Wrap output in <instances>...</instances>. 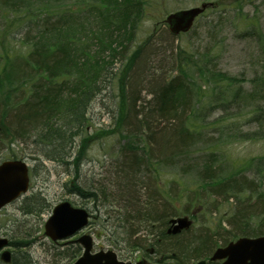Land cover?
Wrapping results in <instances>:
<instances>
[{
	"label": "rangeland",
	"instance_id": "1",
	"mask_svg": "<svg viewBox=\"0 0 264 264\" xmlns=\"http://www.w3.org/2000/svg\"><path fill=\"white\" fill-rule=\"evenodd\" d=\"M209 1L217 0H145L144 19L137 28L132 45V48L142 45L145 39L157 30L159 37L156 36L155 40L159 39L160 42L150 47L151 50L159 54L165 53V57L175 54L179 48L191 49L198 54L208 53L210 56L207 59L210 63H214L216 70H221L238 80L234 86L229 87L230 91L239 92L236 106H227L224 112L219 106L221 103L214 102L206 112L208 121L212 122L214 127H218L221 123L226 125L225 137L220 138V144L217 143L219 147L209 148L212 151H218L216 161H210L207 146L201 144V142L211 143L218 139L219 135L215 131L218 129L210 128L205 130L198 143L194 144L192 151L195 148L196 151L183 156L180 164L164 167L149 175L141 171V174H146L153 179L152 193H154L155 204L158 206L171 205L172 212L174 211L175 214L182 212L186 206L192 210L197 202L203 204V211H199L193 227L182 238L186 243L189 239L198 238L202 233L215 237L213 234L215 231L228 227L226 221H230L234 214H241L242 211L245 215L248 214L246 219L252 221L249 229H256L258 222H264L262 221L264 218V170H262L264 167V119H253L255 116H250L251 113H249V108L258 102L264 109V0L242 1L239 4L240 12L233 10V6L221 5L200 15L189 33L178 34L177 39L170 34L164 35L167 28L163 22L167 14L198 7L202 2ZM81 2V0H14V4L9 7L0 1V78L4 72H6L4 77L9 76L12 67L18 66L12 72L15 75L10 74L15 81L10 84L2 82L0 111L8 114L6 120L15 115L13 107L27 102L29 88L39 81L38 75L42 73L37 70L34 63L30 64L27 60L28 55L35 48L34 43L42 38L50 40L48 29L52 24H70V28L75 29L79 22L72 18L71 11L74 8L77 9ZM73 14L75 16L76 12ZM254 16L260 24L258 34L260 42L254 39L255 36L244 35L245 32H249L243 30L244 25L238 28L240 20ZM245 26L248 27V25ZM77 36H79L78 32ZM76 54L78 57L81 55L78 49ZM191 56L192 54L184 53L182 60L190 61L191 64H194V61L196 64L200 63V59L195 58L198 55H194L193 58ZM156 59L160 60V56L157 55ZM138 62L129 71L130 77L126 82L125 92L128 99L133 97L139 88L141 93L137 107L129 112L130 118L126 125L119 132L118 127H115L117 118L112 116L120 100V90L116 85V79L124 68L123 62L122 66H114L115 87L104 90L91 103L88 113L90 121H87L88 126L91 125V127L87 133L89 136L84 137H86L85 140L91 136L93 138L83 147L80 137L74 139L73 157L67 158L71 164L62 163L58 157L52 160L46 158L44 153L31 143L32 140L27 138L16 142L18 144L4 143L0 147V162L22 159L29 167L28 192L0 209V233L12 242L9 250L15 256V260L20 261L24 257L28 259L29 264H72L75 258L71 257L77 245L68 242L71 238L52 242L43 231L44 223L51 215L54 205L65 200L74 207L88 209L92 215L85 230L78 232L72 238H77L80 234L89 231L94 241L92 251L112 249L120 260L127 261L132 260L137 254L144 255L145 249L150 244L131 249L128 245L132 239L124 231V227L127 228L129 222L125 220V216L123 219L120 217L126 212L125 209L130 211L135 201L145 202L150 197L145 190L140 189L138 183L126 185L119 179L122 169L124 170L125 164L129 162L130 151L127 148L138 146L137 152L144 153V150L140 148L145 140L133 139L132 135L130 136L133 133L129 125L134 126L132 123H136L143 115L142 111L152 99V96L145 91L153 86L148 83V80L143 81L137 75L141 61ZM9 65L11 66L8 67ZM208 78L212 86L203 84L202 91L204 87H207L209 94L205 95L199 104L204 108L207 107L206 101L217 98L216 94L219 92L209 75ZM258 81L261 82L255 90L263 94L258 95L254 102L247 104L245 98H242V103L241 92L243 97H246V91ZM158 86L159 84L157 88ZM9 90L13 91L8 92ZM18 92L22 96L13 105L6 97L8 93ZM121 98H123L122 95ZM196 102L197 100L194 99L193 104H197ZM144 111V114L148 115L150 110ZM248 117L251 118L247 120ZM155 120L154 126L161 128L158 132L163 129L174 130L175 118ZM115 128L118 131L113 133ZM105 130L108 135L98 134ZM29 132L23 131L24 134ZM220 133L223 134V132ZM26 135L24 136L27 137ZM76 159L77 161L74 162ZM209 165H226L227 172L222 176L224 179L235 176L237 187L229 191L230 195L227 193L224 196H211L208 191L202 189L206 185L197 178ZM142 181L144 185H149L145 178ZM245 181L255 184L259 197L250 196V192L244 190ZM75 185L83 189L84 194L92 191L96 199L84 198L74 189ZM70 189H74V192ZM239 190L242 191L238 193ZM139 205L142 206V204ZM158 210L162 213L165 209ZM250 212H252L251 215H249ZM215 245L219 246V243ZM79 251L78 255L82 253L81 247ZM155 257L149 258L150 264H164L154 260ZM166 262L191 264L178 260L176 263L170 258L166 259ZM195 263V261L192 262V264Z\"/></svg>",
	"mask_w": 264,
	"mask_h": 264
},
{
	"label": "trees",
	"instance_id": "2",
	"mask_svg": "<svg viewBox=\"0 0 264 264\" xmlns=\"http://www.w3.org/2000/svg\"><path fill=\"white\" fill-rule=\"evenodd\" d=\"M242 1L245 0H235L233 6L240 8L239 4H241ZM2 3L8 6L14 4L12 0H2ZM144 5L145 0H85L82 2V6L84 7L83 16L79 18V24H77L75 29H71L70 24H61L56 27V29H60L57 34L54 31L49 34V41L48 39L44 40V38L41 40L38 39V42L34 44V50L28 55L27 60L30 64L34 63L37 70L42 72L40 74L42 82L40 78V80L32 86L31 89H34L33 93L27 97L26 103L12 108L14 109L15 115L10 117L9 120L5 121L8 114L6 115V113L0 111V117H2L1 113L3 115L5 114V116L2 117L4 121H0V127H2L3 131L5 129L4 127L10 129V131L7 132L9 135H11V131H13L14 134H22L25 130H27V132L30 131L25 134L28 136L30 134V136L37 138L47 148L48 154L45 155L46 158L52 160L58 157L62 163L67 162L71 164L67 158L73 157V147H75L74 139L80 137L79 140L82 147L86 143L84 137V135H86L85 127L87 126V121L90 120L88 117L89 107L94 98L93 94L98 90L97 83L100 78L106 77L107 79L111 77L109 70L110 66L108 65L109 61H113L116 57H121L122 60L129 57L128 54H130L129 51L133 44L136 28L143 20ZM243 25V30L249 31L245 32L244 35L247 34L251 37L255 36L254 39L256 38V40L260 42V37L258 35L260 24L255 20V16L251 18L244 17L240 20L238 28ZM245 25H248V27ZM77 32L79 36H77ZM153 37L154 36H152L150 41L145 42L143 54H146L143 57L145 58L147 54L154 52L156 56H160L159 61L162 63H171L172 70L177 74L174 76L170 75V80L165 86L159 84L158 89L160 91L158 94L160 93L161 97L156 98V110L153 111L151 109L148 115H143H147L146 117L153 116L152 118L157 116L155 118L157 120H168V118L171 117L173 119L175 118L176 122L174 126L177 128L179 127L180 135L177 138H173V141L170 143H161L160 149H164L163 145L169 146L172 144L174 148H176L170 157H168V154L164 151L161 153H154L157 150L154 149V146L149 145L147 140L144 141V145L141 147L142 149L140 148V150H144V153L138 152L136 156L130 153L129 162L125 164L126 167L129 165H137L140 169L142 167L144 173L147 172L148 174L152 172L156 173V171L163 167H173L179 163L183 156L190 155L194 148V144L198 143L200 136L202 137L205 130L217 128L218 130L216 131L218 133L223 132L224 134V130H226L225 124L221 123L218 127H214L212 125L213 123L207 121L206 112L210 108L208 105L210 103L220 102L221 104H219V106L225 110L227 106H236V100L239 95L238 91H233L228 95L229 86L235 85L238 81L236 77L234 78L224 72L222 73L221 71L214 70V63H210L207 56L203 57L200 55L198 57L200 63L196 64L194 61L195 64H191L190 61L182 60L184 53L190 55V53L182 48L178 53H172L170 56L165 57L163 55L165 53L159 54L157 51L150 49V47L156 46V43L160 42L159 39H157V41L155 40L156 36L154 39ZM75 42L78 43V53L81 54L80 57L76 54L77 44ZM147 49L149 52H146ZM140 52L141 49H138L137 56ZM135 55L136 52L131 56V66L135 63ZM191 58H193V56H191ZM10 66L11 65L8 67ZM16 67L18 66L14 65L12 67L13 69L10 71L9 76L4 77L6 72L1 76L0 91L3 87L2 82L10 84L15 81L10 74L15 75V73L12 72ZM208 75L211 77V81L214 85L220 86V89L218 88L219 93L217 98L206 101V106L208 107L204 108L199 104L202 98L208 95L209 92L207 87L202 91L201 82L204 81ZM260 82L261 81H258L246 91V97H243L241 92V101L242 98H245L247 104L249 102H254L258 95H262V92L255 90V87L259 86ZM38 88H44V92L46 91L45 95L40 98H38L36 91ZM174 88H182L184 93H186L185 99L184 95L180 97L181 100H179V97H173L172 89ZM186 89L188 90L186 91ZM12 91L13 90H9L8 92ZM66 91L67 94L65 93ZM167 94L170 97H167ZM21 96L22 94H20V92L8 93L6 99L14 105ZM124 96H126L125 91ZM194 99L197 100V104H193ZM181 101H184L183 103H185L186 106V108L184 107L185 109L182 108L183 104H181ZM135 103L136 102H132L130 105L129 99L126 98L125 101H120V103L116 105L118 117L117 124L121 128L126 125L127 120L130 118L129 112L137 107ZM261 106V103L258 102L255 103L253 107L249 108V113H251L250 116H255L253 119H264V109ZM178 108L181 109L180 115L183 113L179 118H177ZM242 110L244 112L243 106ZM61 116L62 118L60 119ZM250 118L251 117H248L247 120ZM209 124H211L212 127ZM131 135L133 139L137 138L134 134H130V136ZM7 136L4 139H7ZM10 137H13V135L9 136V138ZM4 142V140L0 139V147ZM211 143L212 144L209 145L207 141L205 142V146H207L206 148L209 150L210 161H213L216 160L215 158H217V156H212L215 155L214 152L217 153V151L212 152L209 148L215 147L216 149L219 147L217 146L219 144ZM127 149L130 150L129 147ZM131 149L138 151L139 147L132 146ZM76 161L77 159L74 162ZM217 167L221 168L222 166L218 165ZM223 167L225 168L226 165H223ZM224 168H221L219 178H216L217 169L207 172L206 168L200 177H198L199 180H201L200 182L206 185L203 186L202 189L208 191L211 196H224L227 193L230 195L229 191L237 187L235 176H230L227 179L222 177L226 173V169ZM260 170L259 168V171ZM262 170H264V167H262ZM211 174V178L214 180H204L206 176H210ZM238 180H240V178ZM244 183V190H248L250 196L254 195L255 197H259L257 188H255V184L253 185V182L249 183L245 181ZM74 189L83 195L88 194L91 197H95L93 196V192L84 194L85 191L78 185H75ZM240 191L242 190H239L238 193H240ZM228 198L229 196L227 199ZM161 206L163 209L165 208V210H167L165 206ZM161 206L155 204L150 209L146 207V210H149L144 214L146 215L145 221L150 226L153 223H159V226H161L164 216L161 217L156 214L158 212L157 210L161 209ZM262 221H264V218ZM226 223L229 229H222L220 234L213 233L215 237L202 233L204 235L199 234L202 236H198V238L193 240L189 239L191 244L178 243V245H176L174 243L172 244L170 241H168L167 244L171 246V251H176V253H186L190 250V247H194L197 250L199 249L203 254V252H208L217 247L215 244H226L231 241V239L237 237L264 235V222H258V227L251 230L249 226L252 224V221L246 219V217L240 218L239 214H234L233 218L230 221H226ZM179 258L184 260L181 256ZM179 258L177 257L178 261H181Z\"/></svg>",
	"mask_w": 264,
	"mask_h": 264
},
{
	"label": "bare ground",
	"instance_id": "3",
	"mask_svg": "<svg viewBox=\"0 0 264 264\" xmlns=\"http://www.w3.org/2000/svg\"><path fill=\"white\" fill-rule=\"evenodd\" d=\"M38 41H36L37 43ZM34 43V44H36ZM164 55V54H163ZM169 64V65H168ZM162 63L161 61H159L158 59H156V53L152 52L150 54H147L146 57L141 61V63L139 64V67L137 69V75L139 76V78L143 81H149L148 83L151 84V86L153 87H149L145 92L146 94H149L152 96V99L150 101H148L147 107L145 108L147 110V112L149 110H156L155 108V102H156V98L161 97V94L158 92L160 91L157 88L158 84H162V85H166L169 82V78L170 75L172 73V65L171 63ZM109 70H110V74L111 77L107 78H100L99 82L97 83L98 86V90L95 91V93L93 94V100L96 98V96L98 94H101L104 90L106 89H113L115 87V79H116V74L114 73V66L115 65H119L122 66L124 65L123 60L121 59V57H116L113 59V61H109L108 62ZM168 65V66H167ZM148 71V72H147ZM118 79V77H117ZM117 79H116V83H117ZM179 88V87H178ZM178 88H174L172 89L173 92V97H179V100L181 96L184 95V99L186 96V93H184L183 89H178ZM189 89V88H188ZM186 89V91L188 90ZM34 89L30 88V94L33 93ZM37 94H38V98L42 97L45 95L44 92V88L41 89H37ZM141 93L140 88L137 90L136 93H134L133 97H131L129 99L130 105L133 102H136L135 105L137 104V102L139 101V94ZM189 93V91H188ZM191 95V93H190ZM156 96V97H155ZM167 97H170L167 94ZM92 100V102H93ZM185 101V100H184ZM183 101V102H184ZM182 102V101H181ZM181 103L183 104L182 108H186L185 103ZM184 108V109H185ZM144 109V110H145ZM142 111V113L144 114L145 111ZM178 113H177V118L181 117V115H183V113L180 115L181 109L178 108ZM1 116L4 117V115L1 113ZM139 116V115H138ZM137 116V117H138ZM0 117V121H4V119ZM153 116H149L146 117L144 115H141L139 117V119L137 120L136 123H132L134 126L129 125L131 132L137 137V139H143V140H147L149 145L154 146V149H156L157 151L154 153H161V152H166L168 155V157L172 156V152L174 150H176V148H174V145H163L164 149H160L161 148V143L163 142H167L170 143L173 141V138H177L180 135V130L179 127L177 128L176 126H173L174 130H161L160 132H158V130H160L161 128L155 127L154 124L156 123V120L154 118H152ZM62 118V116L60 117V119ZM155 120V121H154ZM6 121V119H5ZM90 121V120H89ZM3 125V124H2ZM132 126V127H131ZM88 129H90L91 125L88 126ZM4 131L2 129V127H0V139L4 140L5 144H18L16 142H21L23 139L29 140L31 139V143L35 144V146L37 147V149L40 151H42L45 155L48 154V150L47 148L44 146L43 143H41L37 138L33 137V136H28L24 133L20 134V133H16L14 134L13 131H11V135H9L7 132L10 131V129L4 127ZM163 128V127H162ZM164 132V133H163ZM98 134L101 135H108L107 130L105 131H101ZM13 137H10L9 136ZM24 135H26L27 137H25ZM7 136V139H4ZM159 136V137H158ZM157 137V139H156ZM180 139V138H179ZM46 151V152H45ZM131 155L136 156L137 155V151H134L133 149L129 150ZM217 160V158H215ZM213 160V161H216ZM218 165H209L208 167H206L207 172H211L213 171V169H217V177L219 178L220 174H221V168L217 167ZM142 167L141 169L139 167H137V165H129L127 167L124 168V170L122 169V174L120 175L119 179L120 182L122 184H126V185H130L131 183H135L137 185V183L139 184L138 186L140 187V189L142 188L143 190H145L146 194L148 196H150L149 200H145L146 202H137L132 204V207L130 209V211L127 212V217H126V221L129 222V226L126 228L124 227V231H126V234L128 235V237L130 239H132V241H130V248H136L139 247L140 245L143 244H150L151 248H154V250L158 251V252H164L166 253V257H170V256H174V257H182L183 259H180L182 261H186L187 263H191L192 262H196L195 264H198L200 261H203L204 264H216L218 263L216 260H212V255H211V250H209L208 252L205 251L203 252V254L200 252V250L194 248V247H190V250L188 252H178L176 253V251H171V246L167 244L168 240L164 239L163 237H160L162 234V231H160V226L159 223H153V226H150L146 221H145V216L144 214H146V211H148L150 208H152L155 205V199L152 193V190H154L152 188V184H153V179L150 176H147L146 174H141L142 172ZM212 174L210 176H206L204 180L208 181V179L214 180L211 178ZM215 177V176H214ZM146 179V181L148 182L149 185H144L143 183V179ZM92 192V191H91ZM90 192V193H91ZM94 196V194H93ZM139 204H142L139 205ZM146 207H149L148 210H146ZM162 208V206H161ZM163 209V208H162ZM165 209V208H164ZM163 209V210H164ZM158 212L156 213L158 216L163 217L164 219L162 220L161 226L162 229L164 230L167 226L168 223L171 219V214L170 211L164 210V212L160 213L159 210H157ZM242 211V210H241ZM90 212L88 209L85 211V213ZM252 212L249 213V215H251ZM248 215V214H247ZM247 215H245L244 211H242L241 214H239V217H246ZM160 218V217H159ZM183 237L178 238L175 242H171L172 244H176L178 245V243H186L185 240H182ZM126 242V241H125ZM187 243H190L189 241H187ZM186 243V244H187ZM191 244V243H190ZM161 246V247H159ZM0 264H29L28 259L24 258L20 259V261L15 262L14 259H12L11 261L8 262H4L3 260L0 259ZM32 264V263H31Z\"/></svg>",
	"mask_w": 264,
	"mask_h": 264
},
{
	"label": "water",
	"instance_id": "4",
	"mask_svg": "<svg viewBox=\"0 0 264 264\" xmlns=\"http://www.w3.org/2000/svg\"><path fill=\"white\" fill-rule=\"evenodd\" d=\"M217 4H201L199 8H191L185 11H178L168 15L166 22L170 30L177 34L179 31H188L194 18L209 6ZM27 168L21 161H8L0 164V207L14 200L20 192L27 190ZM87 223L86 213L81 209H73L68 202L61 203L54 207L52 215L45 223V234L52 240L66 238L77 229ZM172 227L168 233L176 234L182 229L191 225L188 217L176 218L170 221ZM84 245L85 253L75 264H126L115 261L113 252L106 253L105 262L101 261L99 254L90 255L91 240L85 236L77 239ZM6 245V240H0V249ZM1 257L8 262L10 254L3 252ZM221 264H264V237L253 239L242 238L229 243L225 247H220L212 254V260L221 261ZM198 264H204L200 261Z\"/></svg>",
	"mask_w": 264,
	"mask_h": 264
},
{
	"label": "flooded vegetation",
	"instance_id": "5",
	"mask_svg": "<svg viewBox=\"0 0 264 264\" xmlns=\"http://www.w3.org/2000/svg\"><path fill=\"white\" fill-rule=\"evenodd\" d=\"M169 237H173V236H169ZM145 259L147 260V261H146V264H150V263H149V259H147L145 256H144V257H142V256H135V257H134V260H135V261H140V260H145ZM168 264H170V263H168Z\"/></svg>",
	"mask_w": 264,
	"mask_h": 264
}]
</instances>
